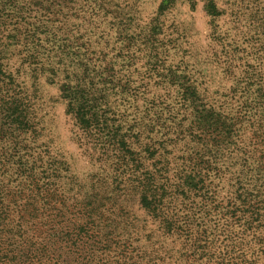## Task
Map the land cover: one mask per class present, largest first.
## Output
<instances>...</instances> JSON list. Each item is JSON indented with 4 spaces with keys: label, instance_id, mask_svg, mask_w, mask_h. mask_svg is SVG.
Returning <instances> with one entry per match:
<instances>
[{
    "label": "trees",
    "instance_id": "obj_1",
    "mask_svg": "<svg viewBox=\"0 0 264 264\" xmlns=\"http://www.w3.org/2000/svg\"><path fill=\"white\" fill-rule=\"evenodd\" d=\"M178 1L162 0L148 33L135 38L139 49L154 58L147 62L150 77L157 71L152 66L167 65L166 73L156 74L160 92H151L150 82L116 81L121 70L104 64L105 53L88 50L102 42L100 20L88 22L97 38L76 37L65 29L70 26L62 18L63 6L0 0V264H71L63 249L77 255L78 264H119L116 251L140 253L138 247L121 249L115 242L119 232L113 216L125 209L121 202L131 193L165 233L179 234L182 223L190 228L192 221L182 222L176 210L198 208L214 209L207 218L232 213L227 228L249 215L250 230L264 235V0L258 3L262 8L258 0H202L211 22L229 10L237 16L246 4L258 33L241 77L221 90L198 81L188 67L167 63L173 40L162 39L161 18ZM38 2L46 7L42 13ZM211 36L227 58L241 52L218 29L212 28ZM24 67L34 79L45 76L56 84L61 79L66 112L81 129L79 141L97 148L98 158L111 160V180L104 177L87 188L67 161L39 142L35 101L19 80ZM227 72L235 73L230 63ZM247 130L251 134L245 137ZM226 171L234 181L231 199L212 202L218 187L213 180ZM204 229L191 236L203 246L207 240L199 233ZM125 264L141 262L131 256Z\"/></svg>",
    "mask_w": 264,
    "mask_h": 264
},
{
    "label": "rangeland",
    "instance_id": "obj_2",
    "mask_svg": "<svg viewBox=\"0 0 264 264\" xmlns=\"http://www.w3.org/2000/svg\"><path fill=\"white\" fill-rule=\"evenodd\" d=\"M38 1L45 6L51 4L52 9L63 6L65 17L62 16V18L70 26V29L68 27L65 29L75 34L76 37L85 34L95 36L88 22L93 17L100 20L102 22L101 33L104 36L102 35V38L98 35V37L102 42L99 45L95 43L88 45V50L105 53L107 61L104 64H115L117 70H121L120 78L116 81L129 84L150 82L151 92H160L155 86L156 78H160L156 74L158 71L166 73L167 65H162L160 62L152 66V69L157 68V71H154L153 76L150 77L147 62L148 59L153 62L154 58L149 56L147 50L139 49L135 38L144 37L148 33L149 22L157 15L158 6L162 0ZM39 2V12L42 13L46 7L43 8ZM259 2L262 0H258L256 4L258 5ZM258 6L262 8L263 4ZM250 11L251 9L244 4L237 16L231 15V10H229L227 14L211 22V18L204 10L202 0H193V3L179 0L161 18L164 24L162 39L172 38L173 40L166 56L167 63H171L174 67L180 66L181 69L188 67L187 70L194 75V78L209 84L212 90L233 86L249 62L247 51L252 45V39L258 37ZM59 14L54 18L60 19ZM118 27H125L126 31L118 34L115 32ZM86 28L87 31H85ZM212 28L226 35L228 40L236 46L235 49L241 52H234L227 58L222 46L213 40ZM244 48L246 52L243 54ZM74 50L75 55L79 54V48ZM229 63L234 69V74L227 72ZM20 73L19 80L29 87V94L35 101L39 142L46 143L54 154L67 161L71 171L80 176L87 188L101 178L106 177L107 180H111L113 174L111 160L98 158L97 148H89L79 141L81 129L76 120L66 112V105L60 93L61 79L57 84L50 83L45 76L34 79L28 67L21 69ZM139 95L142 97L141 92ZM159 111L163 117H166L164 111ZM166 123L171 124L169 120ZM250 134L251 131L247 130L245 137ZM221 176L220 179L213 180L218 187H216L212 202L216 197L225 204L228 199H231L235 187L231 185L234 181L229 179L227 171ZM100 181L103 183V180ZM121 203L125 209L117 216H113L117 218L115 220H118L119 232L115 242L117 241L121 249L138 247L137 252L140 253L123 255L116 251L114 259L119 261V264L130 261L131 256L138 259L141 264H152L153 262L162 264H264V235L257 230H250L253 224L250 223L249 215L243 214L227 228L226 221L231 219L226 217L231 215L233 217L232 213L214 214L207 218L214 209L205 212L198 211L197 208L193 211H197L196 213L176 210L181 214L178 217L182 218L180 219L182 222L184 219L192 222L187 223L190 228H186L182 223L180 233L174 235L165 233L160 220L140 207L135 193H131ZM200 221L204 224L197 225ZM114 223L113 219L109 220L108 231ZM204 227L206 229L199 234L205 237L203 240H207L205 246L200 244L204 241H196L191 237L198 234ZM65 250L63 249L65 258L69 259L71 264H78L75 261L77 255H69L65 253ZM14 264H19V261Z\"/></svg>",
    "mask_w": 264,
    "mask_h": 264
}]
</instances>
